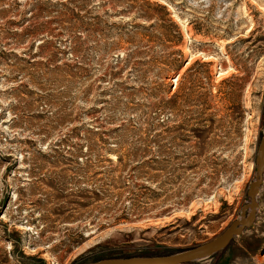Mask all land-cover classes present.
Listing matches in <instances>:
<instances>
[{
	"label": "rangeland",
	"instance_id": "obj_1",
	"mask_svg": "<svg viewBox=\"0 0 264 264\" xmlns=\"http://www.w3.org/2000/svg\"><path fill=\"white\" fill-rule=\"evenodd\" d=\"M180 58L165 89L190 70L197 93L222 90L201 153L152 132L153 61ZM263 105L264 0H0V264L167 257L219 237L249 203ZM257 202L250 228L189 264H264V176Z\"/></svg>",
	"mask_w": 264,
	"mask_h": 264
},
{
	"label": "trees",
	"instance_id": "obj_2",
	"mask_svg": "<svg viewBox=\"0 0 264 264\" xmlns=\"http://www.w3.org/2000/svg\"><path fill=\"white\" fill-rule=\"evenodd\" d=\"M146 5L148 9L155 7L163 11L165 17L169 16L164 7L157 4L147 3ZM129 11H133V7H130ZM148 11L149 10H141L139 12L141 13V18L145 19L147 22H151L147 29H154L157 27V24L154 23V17L148 13ZM164 23L165 26H158L159 30L161 32H166L169 36L173 35L172 37L176 39L177 42H180L182 36L179 28L172 23L171 20H167ZM165 40L167 42L169 41L168 38ZM153 63H160L163 65V68H161L159 74H157V78L161 83H155L151 93V96L155 100L153 106L154 119L152 124L154 137L157 139H167L170 134H176V138L182 141L194 139L196 144L190 148L196 150L197 153L203 152L206 149L205 140L213 133L215 126V121L213 119L215 112L206 116V112L213 109L208 100L212 101L218 99V96L222 94V90L218 88L215 95H212L211 88L205 89L203 93H197L195 91L196 88H198L196 79L194 75H189L190 70H187L180 77L176 88L172 92L170 86L167 89L164 88V81L170 74L173 76L182 67L184 64L182 58L177 60L165 59L161 62L154 60ZM177 63L179 64L176 66ZM195 65L206 67V64H199L198 62H196ZM141 77L138 76V78ZM226 83L227 81L221 82L220 87L226 85ZM191 107L194 109L189 110ZM81 146L80 149L82 148ZM176 147L181 148L182 146L178 145ZM159 148L162 149V147ZM80 149L78 153L72 156L74 163L81 161L82 157H79V154H81ZM88 149L89 146H86V151ZM116 158L117 163H120L121 160L118 155H116Z\"/></svg>",
	"mask_w": 264,
	"mask_h": 264
},
{
	"label": "water",
	"instance_id": "obj_3",
	"mask_svg": "<svg viewBox=\"0 0 264 264\" xmlns=\"http://www.w3.org/2000/svg\"><path fill=\"white\" fill-rule=\"evenodd\" d=\"M262 115L264 117V105L262 107ZM255 167V178L249 184L247 190L249 203L241 210L239 220L233 222L219 237L209 243L167 257L111 259L93 264H189L210 258L224 250L234 237L240 236L245 230L250 228L256 218V211L258 209L257 196L263 184L264 176V124L261 141L256 152Z\"/></svg>",
	"mask_w": 264,
	"mask_h": 264
}]
</instances>
